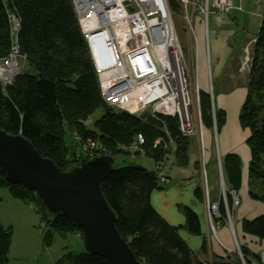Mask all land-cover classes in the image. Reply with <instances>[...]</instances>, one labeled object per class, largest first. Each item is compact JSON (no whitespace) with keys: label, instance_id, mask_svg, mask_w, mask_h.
I'll use <instances>...</instances> for the list:
<instances>
[{"label":"trees","instance_id":"trees-1","mask_svg":"<svg viewBox=\"0 0 264 264\" xmlns=\"http://www.w3.org/2000/svg\"><path fill=\"white\" fill-rule=\"evenodd\" d=\"M168 1L173 13L182 14L180 0ZM13 16L20 21L15 34L11 31ZM15 40L22 54V67L7 87L0 82L1 129L9 134H22L63 171L84 159L79 155L77 145L85 151V158H90V150L84 148L89 140L97 144L92 158L100 155L115 158L133 151L139 156L150 157L155 162L154 168L124 156L123 165L115 166L101 184L102 193L117 214L115 224L121 236L143 264H243L238 253L215 257L210 262L204 255L208 248L205 240L202 255L195 253L180 234L181 227L168 223L155 210L151 197L162 188L156 163L163 161L166 165L167 159L174 157L176 164H188L193 138L181 132L177 117L156 114L142 118L104 102L72 0H0V61L7 57ZM252 53L248 90L239 120L250 131L246 142L252 155L249 168L251 194L264 200V13ZM209 95L200 90L201 120L206 127H213L215 123L220 127L224 111L215 106L213 114ZM98 107L104 108L95 123L98 130L89 129L84 120ZM67 134L75 139L74 143H68ZM138 134L143 136L144 142L136 148L134 143ZM221 163L227 187L238 192L243 180L238 154L226 155ZM253 180H257L256 185ZM3 189L12 199L37 210L45 229H48L43 238L46 245L53 242L52 233L57 237L76 234L82 240L81 229L63 215L51 216L36 191L9 182L0 167V193ZM197 191L200 194L202 190ZM3 198L4 195L0 194V203ZM221 210L224 216L223 207ZM183 211L188 233L202 235L198 214L187 206ZM243 229L246 234L262 240L264 216L245 221ZM12 237L11 228L0 220V264H7L9 260ZM240 249L245 264H264L260 252H253L245 245ZM53 264L112 263L105 257L81 250L65 253Z\"/></svg>","mask_w":264,"mask_h":264},{"label":"built area","instance_id":"built-area-1","mask_svg":"<svg viewBox=\"0 0 264 264\" xmlns=\"http://www.w3.org/2000/svg\"><path fill=\"white\" fill-rule=\"evenodd\" d=\"M180 1L182 18L189 26L193 41L196 38L193 26L195 12L206 20L212 12L211 7L217 12H227L234 7V0ZM72 4L82 37L91 53L104 102L136 116H141L142 112H149L151 116L162 112L172 115L178 118L182 133L187 135L192 132L194 114L191 110L195 111V108L191 97L190 72L169 1L72 0ZM11 19V31L15 34L20 21L14 16ZM14 42L7 57L0 61V82L4 87L15 80L21 69L22 54L18 42ZM198 71L196 57L193 77L196 89L200 90ZM199 118L201 122V114ZM143 142V136L138 134L134 147L138 148ZM96 145L95 141L89 140L84 147L90 150V158L95 155ZM218 165L219 200L211 201L206 183L203 187L207 218L213 233L223 222L228 224L231 231L234 230L233 208L240 203L238 192L227 187L220 160ZM155 168L161 184L170 180L163 161H158ZM221 207L225 210L224 216ZM259 252L260 260L264 263V248ZM235 253L245 264L239 245Z\"/></svg>","mask_w":264,"mask_h":264},{"label":"crops","instance_id":"crops-1","mask_svg":"<svg viewBox=\"0 0 264 264\" xmlns=\"http://www.w3.org/2000/svg\"><path fill=\"white\" fill-rule=\"evenodd\" d=\"M211 10L206 20L198 12H195L193 16L196 33L195 55L198 57L199 66L198 81L199 89L205 92H208L209 86L211 89L214 88V103L219 110L224 111V120L217 129L218 134L213 132L212 127L201 128V134L193 138L188 164H176L174 157L167 159L165 168L170 180L163 183L162 188L157 189L151 197L155 210L168 223L181 227L180 234L192 251L202 255L201 247L205 240L208 248L207 254L204 255L210 262L215 257L237 254L235 251L238 245L240 248L245 245L256 253L264 248V237L259 240L246 234L243 229L245 221L264 216V200L255 198L251 194L249 168L252 155L250 146L246 142L250 131L245 130L239 120L241 107L246 99L244 95L249 82L252 49L264 13V0H234V7L227 12H217L212 7ZM256 19L259 21L258 25L254 22ZM250 27L253 30L257 27L255 30L257 33L249 35ZM236 88L240 90L234 93ZM219 90L221 95L217 99L216 91ZM202 145L205 148L203 161ZM230 153L238 154L243 175L242 184L238 190L240 203L233 208L234 232L226 222H223L216 229V233H213L207 218L208 210L203 196V187L206 183L210 190L208 185L211 184L215 189L214 192L210 190L209 199L219 200L221 188H217L218 160L222 162V158ZM208 163L212 171V177L209 178L207 177ZM164 185L167 187H163ZM198 189L202 190L200 194ZM184 206L192 208L198 214L202 235L188 233ZM1 221L4 222V219ZM56 260L55 257H50L48 262L53 264Z\"/></svg>","mask_w":264,"mask_h":264},{"label":"water","instance_id":"water-1","mask_svg":"<svg viewBox=\"0 0 264 264\" xmlns=\"http://www.w3.org/2000/svg\"><path fill=\"white\" fill-rule=\"evenodd\" d=\"M149 116L151 113L142 112L140 117ZM81 160L63 171L22 134L0 128V167L9 182L36 191L51 216L63 215L81 229L82 249L87 253L105 257L112 264H143L121 236L115 224L117 214L101 191L116 159L100 155Z\"/></svg>","mask_w":264,"mask_h":264},{"label":"rangeland","instance_id":"rangeland-1","mask_svg":"<svg viewBox=\"0 0 264 264\" xmlns=\"http://www.w3.org/2000/svg\"><path fill=\"white\" fill-rule=\"evenodd\" d=\"M174 22L176 23V28L179 34L180 43L184 49L186 65L190 72L189 80L191 82L190 89H192L191 97L194 102L193 108H195V111L194 109L191 110L192 113L194 114L193 115V122H194L193 129L194 130L188 133L187 136L190 135V137L192 136V138H196L197 134L198 135L201 134L200 133L201 128L205 126L202 121H201L202 126H201V122H199L200 120L199 115L201 114L199 93L201 89L200 90L196 89L197 84H196L195 78L193 77L194 64L196 62V55H195V52H196L195 43L196 42H194L193 39L191 38L192 33L189 32V26L185 22V20L182 18L181 13H177V12L174 13ZM254 22L256 25L259 24L258 19H256ZM256 28L253 30L250 27L249 35L257 33V31H255ZM208 88L209 90L207 93H210L209 99H211V105L213 108L212 110H213V114L215 115V110H214L215 105L213 102V99H214L213 89L214 88L211 89L210 86ZM224 88H223V91H225ZM239 90L240 88H236L234 93H237V91ZM247 90H248V87L246 88L244 97L247 94ZM216 93H217V99H218L221 95L220 90L218 92L216 91ZM196 101L197 103L195 105ZM103 112H104L103 107H98V109L91 112L88 115V117L84 120L85 126L89 129L98 130L95 123L102 116ZM214 127H217V128H214ZM212 128H214L213 132L214 133L216 132L218 134L217 123H216V126H213ZM245 130H249V129L246 127ZM66 139L68 143L70 144L75 142V139L72 136H69L68 134L66 135ZM76 149L79 152V155L85 158L86 154H85V151L81 148V146L77 145ZM204 152H205V148L202 145V148H201L202 161L203 159L205 160ZM124 156L135 158L136 162L141 163L142 165L147 166L148 168H153L154 166V161L150 157H147L145 154L144 155L141 154V156H139L137 155L135 151H133L132 153L130 152L129 155H124ZM124 156L117 155V157H115L116 167L123 165L124 161L122 158ZM210 163H208L207 166ZM207 177L208 178L212 177V171L210 170L209 166L207 168ZM219 180H220V177L218 176V185H219ZM256 181L253 180L252 183L256 185ZM218 185H217V188L220 189ZM259 186H260L259 188L262 187V185H259ZM163 187H167V185H164ZM208 187L211 191L214 192L215 188H213L211 184L208 185ZM255 190L257 191L258 189L256 188ZM0 194H3L5 197L2 199L0 203L1 220L4 219V222H3L4 225L9 226L13 232L12 244H11V248L9 251L10 252L9 260L7 264H49L51 263V262H48L50 257H53V258L55 257V259L58 260L65 253H68V252L70 253L71 251H75L77 253L83 250L82 240L77 238L76 234H70V236H67V237H60V236L57 237L55 233L54 234L52 233L53 242L49 246L46 245L43 238H44V233L48 231V229H45L44 224L41 221L39 214L37 213V210L33 206L27 205L26 203L20 200H17L14 198L11 199L7 197L9 195H7L8 192L6 189H3ZM24 204H25V207H24Z\"/></svg>","mask_w":264,"mask_h":264},{"label":"clouds","instance_id":"clouds-1","mask_svg":"<svg viewBox=\"0 0 264 264\" xmlns=\"http://www.w3.org/2000/svg\"><path fill=\"white\" fill-rule=\"evenodd\" d=\"M215 105V104H214ZM217 128V127H216ZM89 159H91V158H89Z\"/></svg>","mask_w":264,"mask_h":264},{"label":"flooded vegetation","instance_id":"flooded-vegetation-1","mask_svg":"<svg viewBox=\"0 0 264 264\" xmlns=\"http://www.w3.org/2000/svg\"><path fill=\"white\" fill-rule=\"evenodd\" d=\"M254 47V46H253ZM253 50V49H252Z\"/></svg>","mask_w":264,"mask_h":264}]
</instances>
